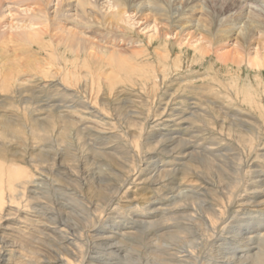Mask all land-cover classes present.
<instances>
[{
  "label": "bare ground",
  "instance_id": "bare-ground-1",
  "mask_svg": "<svg viewBox=\"0 0 264 264\" xmlns=\"http://www.w3.org/2000/svg\"><path fill=\"white\" fill-rule=\"evenodd\" d=\"M129 3L0 0V92L4 94L0 108H13L11 114L0 113V264H108L103 261L108 256L110 264H264V223L245 218L254 215L256 204L264 206V193L259 190L264 180L249 165V155L257 154L261 146L260 124H240L239 130L221 127L240 147L237 155H230L228 147H201L204 138L175 137L178 130L169 135L164 129L153 133L147 121L162 108L152 110L148 98L136 101L141 97H135L142 92L155 93L144 87L145 76L139 80L144 73L138 59L149 53L145 44L157 41L166 45L174 40L181 53H187L182 46L192 39L188 47L197 62H205L202 57L215 52L227 67L220 64L226 76L236 70L256 73L260 79L264 70V0ZM181 7L190 16L178 25L173 16ZM208 8L213 9L212 14L204 13ZM216 9L230 15L217 14L226 26L218 29V39L212 43L210 25L218 17ZM144 20L148 30L139 32L142 24L136 27ZM145 30L147 42L143 45L141 36L132 32ZM206 42L219 44L218 48ZM226 46H232L233 51L223 60L217 53ZM251 51L253 57L248 59ZM181 56H176L173 64L182 63ZM158 58L169 61L168 53L165 57L158 53ZM159 68L164 66L154 72ZM59 86L63 92L56 104L30 106L43 98V92ZM128 86L133 90H121ZM243 86L249 93L237 87L236 95L248 105L245 102L253 100V89ZM76 87L78 90H72ZM27 93L30 102L22 101L20 110V101L15 102L12 95L25 99ZM46 108L53 112H46L42 119L29 113ZM163 109L166 112L161 114L168 113L169 118L177 114ZM55 111L59 115H53ZM104 116L117 117L123 135L113 132L120 128L115 123L109 132L94 129L97 133H92L87 126L103 127ZM166 122H158L157 127H168ZM243 133L250 138L242 141ZM94 136L96 141H90ZM167 136L172 139L164 143ZM101 139L107 142L99 143ZM182 154L192 168H177V164L168 168ZM193 162L201 170L193 168ZM258 211L264 213V208ZM111 222L117 232L109 231Z\"/></svg>",
  "mask_w": 264,
  "mask_h": 264
},
{
  "label": "rangeland",
  "instance_id": "rangeland-1",
  "mask_svg": "<svg viewBox=\"0 0 264 264\" xmlns=\"http://www.w3.org/2000/svg\"><path fill=\"white\" fill-rule=\"evenodd\" d=\"M129 1H130V3H129L130 6L133 5V3H135V0H129ZM138 2H140V1H138ZM172 5L175 7L176 4L172 3ZM172 5H171V7H172ZM251 5H252V3H251ZM216 10L214 11V14H216V15L218 13H219L218 15H221V16H223V15L224 16H229L230 15V14H228L225 11L218 12V9H216ZM212 11H213V9L208 8V10L204 11V13H206V14H212L213 13ZM185 14H186V11H183V7H181V9L178 10L176 14H174L173 18H174L175 21H173V23L179 25V23H180V22L178 23L179 20L186 19V16L187 17L190 16L189 13L186 14V15ZM196 14H197V12H196ZM197 15L198 16H201L200 14H197ZM221 16L220 17L218 16V17L213 18L214 19L213 21H215V24L211 23V25H210V23H208L212 27L210 30L211 31L213 30L212 34L214 36V39H213L212 43L215 41V39L216 40L218 39V29H221L222 25H223V29L226 26L224 24L225 22L224 21L223 22L221 21V19H223L224 16L223 17H221ZM203 18H205V16ZM148 21L151 22L150 19ZM145 23L146 22L144 20L142 23L139 24V26L136 27V29H138L140 27V25L142 24L141 27L138 29V31L140 32V30H143V29H147L148 30V28H145L146 27ZM208 24L206 23L207 27L209 26ZM147 30H145V31H143L141 33H137L138 31L137 32H132L133 35L134 34H137V36H141L140 40H142L143 45L147 42V41H144V40H147L146 37L144 36V34L147 32ZM169 30L171 31V29H169ZM214 30H216V31H214ZM171 32H173V31H171ZM192 32H194V31L192 30ZM187 33H184L183 35H185V34L187 35ZM173 35H175V33L172 34V36ZM222 37L223 36H221V38ZM191 40L192 39L185 40L184 41L185 45L182 46L183 48H185V49L188 50L187 53H184V52L181 53V51L179 50L180 48L178 47L177 44H175V41L174 40L169 43L170 45L169 44H166L165 45L164 42H160V41L159 42L157 41L156 43H154L153 45H150V46H148V43L144 45L145 46V49L146 50H149L148 51L149 53H147V51H146L138 59L139 65L141 64L140 65V69H141L142 73H144V74H140L141 77L139 76L140 77L139 80L141 78L143 79L144 78L143 76H145L144 79H146L145 81L147 83H145V84L142 83V82H144L142 80H141L142 81L141 83L144 84V87L146 86V87H151L152 90L154 89L155 93L152 92V91H150V93H147V92L144 93V92H142L141 95H135V97H138V98L141 97L140 99H136V101H141V99H143V98L144 99H147L148 98V101H149V104H150L149 106L152 108V110L153 109H158V108H160V106L162 108V110H160V114L159 115H158L159 111H158V113L156 112V114L153 113V114L158 115V116H155V115H152L151 114V117H149L150 120L147 121L148 124H150V126H151L149 130H151L154 133V131L158 132V131L164 129V130H166V132L163 131V133H167L168 135L172 131L178 130V134H176L175 137H177V135L178 136L182 135L183 136V139H185V138H190L193 135V136H195L199 140H201V139L204 138V141L199 142L202 145L201 147H205L206 148L209 145V148L212 146L214 148H217L218 150H223L224 148L228 147L229 148L230 155H232V154H236L237 155V152H238L237 150H238V148H240L239 145L236 144V142L231 137L227 136L226 134H223L225 131L222 133L221 127L227 128V125H228L229 128H236L237 127L236 129L239 130L238 126H240V124L253 125V124L258 123V124H260V127L262 128L261 131L259 132V133H261L259 135V137H260L259 138L260 139L259 143L261 144V146L259 148H257V150H258L257 154L254 153V154L249 155V160H250L249 165L252 166V167H254L253 170L255 172L259 171V176H261L263 178V180H264V119H263L264 118V116H263L264 115V70L259 75L260 76V79H256V77L258 76L256 73L254 74L252 72H250V73L248 72V74L246 75V71H236V70L231 71L230 72L231 75L226 76L227 72L224 71V68L221 67V65L223 64L225 66V69L226 70H227V67H226V65L223 62L219 61V59L217 58V55L215 54V52L207 53L205 55V57L200 56V57L203 58L202 60H205V62H197L195 59H193V57H194L193 56L194 55L193 50L188 47L189 41H191ZM191 42H193V41H191ZM171 43H173V45ZM212 43L211 42H206L205 45H210L212 48H214V47L216 48L219 45V44L217 46L216 45H212ZM160 44H163L162 47H161ZM200 45L205 47V45L203 43H201ZM12 46H13L12 43H10L8 45V50L9 51H11V49L13 48ZM232 51H233V47L232 46H226L221 51H218L219 53H217V54L220 55L219 56L220 58H222L223 60H226V58H228V56H230L232 54ZM176 52H177L178 55L176 54ZM158 53H163L164 54V57L167 56V53H168V55H169V59L168 60L169 61L167 62V60L165 58H164L165 59L164 61L163 60H160L158 58ZM252 53H253V51L249 52L248 59H249V57H253V54ZM176 56L177 57L178 56H181V60H182V63H180L181 66H180V64L178 65L177 63H176L177 65L176 64H173L177 60L176 59L177 58ZM241 57L244 58L245 60L247 58L245 54H242ZM244 59H243V62H244ZM142 60H144V61L142 62ZM158 61H159V63H158ZM162 61L165 62L166 64L165 63L163 64ZM199 61H201V60H199ZM154 64L156 66H154ZM161 64L164 66V68H162V70L159 68V70H157V72H154L155 71V68L157 69L158 67H162ZM167 64H168V66L166 67ZM169 64H171V65H169ZM175 65H176V67H175ZM230 65H232L233 67H236V68L238 67L234 63H230ZM243 65H245V64H242V66ZM150 66H151V68H150ZM172 67H174V68H172ZM188 67H189V69H188ZM148 68H149V70H148ZM143 70H144V72H143ZM160 71H162V72L159 73ZM148 72H149V74H148ZM164 74L165 75H168L169 74V75L166 76L167 78H165L163 76ZM210 74H212V75H210ZM207 75H208V77H207ZM236 75H240V78L239 79H236V77H235ZM149 77H150V79H149ZM154 77L156 79H154ZM158 78H160V79H158ZM43 80L45 81V83H48L49 82L46 78L43 79ZM192 80H193V82H192ZM150 81L151 82L153 81V82L150 83ZM155 82H158V84H156ZM153 83H154V85H153ZM163 83H164V85H163ZM228 83H229V85H228ZM32 84H33V86H35L36 85V82H33ZM65 84L67 86H70L71 87V84L70 83L66 82ZM189 84H190V86H189ZM215 85H217V86H215ZM243 85L250 86L253 89V91H251V95H252L253 100H251L250 102L249 101L245 102L248 105L243 104L244 101H243V99H242V97L240 95L239 96L236 95V93L239 92V90H240L239 88L240 87H242V89H241L242 91H245L246 90V92L249 93V90L247 89V87H244ZM230 87H233V88H230ZM237 87H239V88L237 89ZM61 88H62V86L52 87L48 91L43 92V98L40 101H36L35 102L36 103L35 105L30 103V106H32L33 108H37V107H39V105H37V104H40V105L56 104V102L59 101L62 98V92L63 91L61 90ZM128 88H131L132 89V87L128 86V87H125V88H123L121 90H124L126 92H130L129 91L130 89H128ZM151 88H149V89H151ZM193 88H197V90H194ZM30 89H31V87H30ZM74 89L75 90H78L77 87L76 88H73L72 90H74ZM204 91H205V93H204ZM28 92H30V91H28ZM37 92H40V91H37ZM0 93H1L0 98L1 99L4 98V94H2V92H0ZM136 93H138V92H136ZM151 93H152V95H150ZM214 93H215V96H214ZM24 95L27 97L29 95V93L24 94ZM12 97L14 98V101L15 102L16 101H20L17 104L18 105V109H20V110H21L20 105H21V102L22 101H24L26 103L27 102H30L29 99H28L30 97V95L27 98H25V99H23V95H22L21 98H18V97L14 96V95H12ZM213 99H214L215 103H214ZM254 101H256V102H254ZM241 103H242V105H241ZM249 103H251V104H249ZM253 103H255V104H253ZM258 103H259V106H258ZM260 104H261V106H260ZM27 105L28 104L22 105V107H25ZM206 105H207V107H206ZM255 105H257V106H255ZM163 108H166L167 111L168 110L174 111L177 114H175L174 118H169L168 113H164L168 117L165 116V115H163V114H161L163 112H166V111H164L165 109H163ZM256 108L258 109L259 112L257 111ZM214 109H216V110H214ZM222 109H224V111ZM246 109H248V110H246ZM12 110H13L12 106L11 107L10 106H7V107L4 106L3 108H0V113H3V114L4 113L5 114L10 113L11 114ZM139 110L142 112L143 108L141 107V109H139ZM207 110H208V112H207ZM57 111H55L53 113V115H59L58 114L59 111L58 112ZM249 111H250V113H249ZM46 112H53V109L52 108H46V109H44V111H41V110H34L32 112L29 111V113L31 114V117L32 118L39 116L40 119L44 118V116H45L44 114ZM199 112H202V113H199ZM212 113H216V114L215 115L214 114L212 115ZM262 113H263V115H262ZM208 114H210V116ZM24 115H25V117H27L28 111H27V113H24ZM145 115L147 116L148 114H145ZM223 116H225V117H223ZM252 117H254V118H252ZM103 118L107 119V121H104V123H106V124H104L103 127L98 128L94 124H93V126L92 125H90V126L88 125L87 126V127L90 128V130H91L92 133L93 132L94 133H97L96 130H104L106 132H109L110 131V128L113 127L111 125H113V123H115L120 128H119L118 131L117 130H113V132L114 133H119V134L121 133L120 135H123V132L122 131L124 130V127L120 124V122H119V120H118L117 117H113V116L106 117V116H104ZM256 119H257L258 122L256 121ZM141 120H145V118L142 117ZM210 120H212V121H210ZM160 121L161 122L168 121V122H166V123H168V127H166V128L163 127V126H161V127L158 126L157 127V124ZM173 121L174 122L176 121V122L174 123ZM187 121H188V123H187ZM212 122H213V125H211ZM242 122H244V123H242ZM262 124H263V126H262ZM105 125H109V126H105ZM146 127H147V123H146ZM209 127H211V128H209ZM214 128H215V130H214ZM94 129H96V130H94ZM135 130H140V128L139 127L138 128L136 127ZM143 132H144V130H143ZM211 133H212V135H211ZM96 135H98V134H96ZM99 137L100 136L98 135V138ZM249 138H250V135L249 134L243 133V136H242L241 140L242 141H245V140H247ZM90 139H91L90 141H93V140L96 141V137L95 136L94 137H90ZM165 139L166 140H164V143L165 142H169L170 139H172V137L167 136ZM105 142H107V140H102L101 139L99 141V143H105ZM191 142L193 143L192 140L190 141V144H191ZM214 142H216V143L218 142L219 144H217V146L210 145V143H214ZM122 143L123 142L121 141V144ZM112 144L113 145L116 144V141H115V143L113 142ZM200 144H198V145H200ZM256 145H257V142L254 145V148L256 147ZM192 149L193 148H191V150ZM197 151L200 152L201 154H204V152H201L200 149H197ZM184 155L185 154H182L181 156L176 157L175 158V161H174L175 163H173L172 165H170L168 168L176 167V166H177V168H183V167L192 168V166H187L185 164V163L188 162V160H187V158H185ZM143 156L145 157V154ZM194 161L195 162H198L196 160H194ZM178 162H180V163H178ZM192 165H193V168H197V169H200L201 170L199 164L193 162ZM190 173H191V171H190ZM259 190H261L260 192L264 193V187L263 186ZM247 196H249V195H247ZM250 198H252V197L250 196ZM89 200H91V199H89ZM253 202L254 201L251 200V203H252L251 205H253ZM260 204L261 203H258L254 207H257L258 208V206ZM257 208H255V210H253V211H256V212H253L254 215L247 214V216L245 218H247V219L253 218L254 221H256V222H258L260 220V224H263L264 223V213H262L261 211H258V210L264 208V206L261 207V208H258V209ZM239 212H241V211H238L237 214H240ZM259 215H261V217H258ZM157 219H159V217H153V220H157ZM111 228L114 229V232H117V229L118 228L113 224V222H111L109 224V229H110L109 231H111ZM123 228L125 229V226H123ZM101 231L102 230L100 229V232ZM4 233H5V236H7L6 232H4ZM151 233H153V232L151 231ZM0 234H2V232H0ZM108 254H109V252H108ZM121 255H122V252H121ZM122 256H124V255H122ZM108 259H110V256H108L105 259H103V261L106 262V263H108V264H110L109 262H107ZM6 262H7V260L5 261V263Z\"/></svg>",
  "mask_w": 264,
  "mask_h": 264
}]
</instances>
